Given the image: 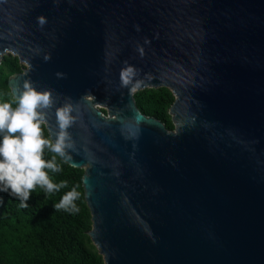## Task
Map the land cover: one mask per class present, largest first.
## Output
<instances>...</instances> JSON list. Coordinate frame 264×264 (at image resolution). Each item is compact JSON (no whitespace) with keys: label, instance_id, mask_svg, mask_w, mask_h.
<instances>
[{"label":"water","instance_id":"obj_1","mask_svg":"<svg viewBox=\"0 0 264 264\" xmlns=\"http://www.w3.org/2000/svg\"><path fill=\"white\" fill-rule=\"evenodd\" d=\"M5 54L11 93L50 92L53 141L71 108L102 264H264V0H0ZM146 87L174 95L173 129Z\"/></svg>","mask_w":264,"mask_h":264},{"label":"trees","instance_id":"obj_2","mask_svg":"<svg viewBox=\"0 0 264 264\" xmlns=\"http://www.w3.org/2000/svg\"><path fill=\"white\" fill-rule=\"evenodd\" d=\"M24 65L16 56L5 54L0 60V102L12 101L8 77L20 72ZM139 111L163 122L173 129L168 108L174 95L167 87H146L133 93ZM15 106L14 104L12 105ZM105 112L104 109H102ZM45 137H49L42 123ZM52 154L44 150V159ZM61 165L58 173L49 172L53 182L67 181L68 187L45 196L37 187L30 192L27 207L7 192H0V264H102V256L92 243L90 212L82 187L83 169L70 166L57 157ZM47 171V170H46ZM80 193L75 201L78 211L55 210L53 204L69 188Z\"/></svg>","mask_w":264,"mask_h":264},{"label":"clouds","instance_id":"obj_3","mask_svg":"<svg viewBox=\"0 0 264 264\" xmlns=\"http://www.w3.org/2000/svg\"><path fill=\"white\" fill-rule=\"evenodd\" d=\"M11 95V103L0 102V192H7L20 201L21 207H27L30 192L37 187L43 189L45 196L68 187L65 180L53 182L48 173L60 172L57 157L61 161L68 159L66 150L71 149L72 144L65 129L73 117L69 106L57 108L58 132L53 141L43 134L44 114L39 111L51 104L50 92L24 82L22 88L12 91ZM45 149L52 154L48 159L43 158ZM79 196L73 186L52 206L55 210L75 213Z\"/></svg>","mask_w":264,"mask_h":264}]
</instances>
